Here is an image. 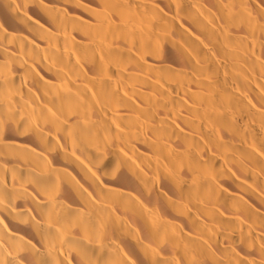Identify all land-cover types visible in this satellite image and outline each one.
<instances>
[{"label": "bare ground", "instance_id": "bare-ground-1", "mask_svg": "<svg viewBox=\"0 0 264 264\" xmlns=\"http://www.w3.org/2000/svg\"><path fill=\"white\" fill-rule=\"evenodd\" d=\"M0 264H264V0H0Z\"/></svg>", "mask_w": 264, "mask_h": 264}]
</instances>
